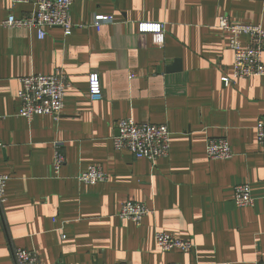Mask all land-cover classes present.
Returning <instances> with one entry per match:
<instances>
[{"label":"crops","instance_id":"crops-1","mask_svg":"<svg viewBox=\"0 0 264 264\" xmlns=\"http://www.w3.org/2000/svg\"><path fill=\"white\" fill-rule=\"evenodd\" d=\"M32 10L0 0V20ZM96 15L112 22L97 29ZM219 17L264 29V0H73L69 36L58 28H45L43 39L33 29L0 31V173L9 176L0 264H10L15 249L36 252L40 264H264V148L255 134L264 76L221 82L232 75L233 54ZM141 22L163 24L164 33L141 34ZM175 61L181 70L167 73ZM57 71L70 85L58 120L19 117L20 80ZM93 73L98 101L88 98ZM127 118L166 125L168 156L152 165L115 151L116 122ZM208 139H224L232 157L209 160ZM53 142L65 156L58 177ZM93 164L107 181L79 183ZM242 184L254 203L237 209L233 188ZM127 201L152 213L138 225L122 220ZM156 232L194 250L163 253Z\"/></svg>","mask_w":264,"mask_h":264},{"label":"built area","instance_id":"built-area-1","mask_svg":"<svg viewBox=\"0 0 264 264\" xmlns=\"http://www.w3.org/2000/svg\"><path fill=\"white\" fill-rule=\"evenodd\" d=\"M12 5L31 4L32 12L25 18L16 19L14 16L0 20V31L4 29H33L39 39H43L45 28L61 29L65 36H69L74 25L69 20V12L73 0H9ZM112 18L107 16H94L92 25L99 29ZM217 27L225 32L228 38V48L233 54L232 75L222 77L221 82L227 86L237 79H249L264 76V29L257 24H233L225 17H219ZM141 34L162 35L164 25L159 23L141 22L138 24ZM246 39L242 44L241 39ZM129 74V78H133ZM66 76L57 71L52 75H31L20 80V89L17 92L19 103L18 116L30 121L36 116H50L58 120L64 108L65 91L69 88ZM88 98L90 101L102 99V89L97 74L88 78ZM2 118L0 113V119ZM117 136L112 138L113 149L117 152L126 150L135 159H145L152 165L162 158H166L170 151V132L166 125H153L149 123H136L131 118L116 122ZM256 141L264 148V117L258 119L255 126ZM1 147V145H0ZM53 157L50 164L51 175L58 177L65 164L63 144L53 142ZM205 153L209 160H226L232 157L230 146L224 139H208ZM81 184L94 186L107 181L108 177L98 164L88 166L77 176ZM9 176L0 173V205L6 201V185ZM232 201L237 209L253 205L250 184L237 185L233 188ZM152 210L145 204L127 201L122 204L118 217L139 224L149 216ZM155 244L163 252L180 251L189 253L194 245L189 240H182L171 233L156 232ZM10 264H40L36 252L24 249H15L12 252Z\"/></svg>","mask_w":264,"mask_h":264},{"label":"water","instance_id":"water-1","mask_svg":"<svg viewBox=\"0 0 264 264\" xmlns=\"http://www.w3.org/2000/svg\"><path fill=\"white\" fill-rule=\"evenodd\" d=\"M181 70V67H180V63H179V61H175V63L172 65V66H170V67H168V68H166V72L168 73H176V72H179Z\"/></svg>","mask_w":264,"mask_h":264}]
</instances>
